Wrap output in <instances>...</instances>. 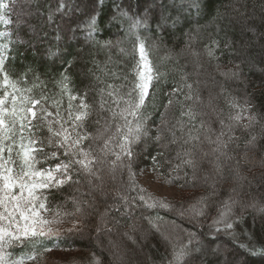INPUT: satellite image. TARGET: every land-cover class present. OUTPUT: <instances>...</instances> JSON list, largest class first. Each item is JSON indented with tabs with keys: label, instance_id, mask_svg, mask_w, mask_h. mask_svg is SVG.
<instances>
[{
	"label": "snow or ice",
	"instance_id": "obj_1",
	"mask_svg": "<svg viewBox=\"0 0 264 264\" xmlns=\"http://www.w3.org/2000/svg\"><path fill=\"white\" fill-rule=\"evenodd\" d=\"M14 3L15 0L0 2V22L11 23V20L5 18L4 13H10ZM83 3L84 0H81V3L65 4L64 0H60L56 9L49 10L47 22L50 26H54V39L60 40V25L55 22L56 14L60 13L62 19L70 17L67 20V32L71 34L72 39L79 40L82 33L86 44L97 51L110 52L121 41L118 40L114 44L109 39H98L102 31L101 12L105 0H87L86 11L83 13L87 18L82 20L74 13L80 11ZM183 3H187V9L179 6ZM137 8L138 10H134L132 0H127L126 6L116 4L109 20L110 24L116 23L120 26L126 39L134 40L133 49L138 53L133 68L134 78L129 83L127 76H121L115 69H109L107 63L101 69L93 61L98 71L110 75L114 81H121L119 84L105 82L97 72L91 69L87 71L86 75H90L93 81L90 87L94 88L97 96L95 109L85 102L86 91L82 96L72 92L66 68L61 70L58 79L52 78L53 87L59 89L61 97L67 96V106L63 111H61V100L54 99L51 104L48 103L47 92H42L38 99L28 95L31 88L22 86L27 83L25 78L28 73H32L33 87L40 81V77L31 66H26L22 73L14 76L10 63L13 53L9 51V45L13 43L12 34L0 32V39L7 41L0 44V264H27L28 261H36L37 257H42L44 253L51 251L48 241L53 238L58 240L65 234H82L87 227L85 221L93 215L99 216L97 233L102 231L111 233L112 228L109 227L111 221L119 224V218L126 217L131 220L137 208L171 210L172 205L148 194L136 182L137 173L133 170V166L139 155L137 146L143 143L146 148L149 139L155 142L158 149L155 154L149 156L152 161V171L158 178L164 176L161 163L157 159L164 157V163L170 165L165 181L173 184L182 181L179 184L181 188L191 182L186 169H191L194 181L197 171L205 164L210 165L215 173L211 185L212 194H215L216 183L227 180L225 175L227 161H235L230 171L240 179H246L240 176L241 161L250 163L254 157L259 156L261 164L264 165V144L259 143L258 135L249 131L260 122L259 113L252 111L255 107L252 100L246 96L241 104L236 97L227 92L225 85L221 84V93L225 95L226 103L234 110V114L229 113L227 118H221L222 110L214 107L213 97L210 95L207 106L217 112L220 127L218 131L210 124L206 127L203 119H199L197 123L198 118L204 115L197 108L204 103L200 97L201 81L190 82L188 73L182 72L180 77L182 84L175 87L173 93H182L183 100L190 103H182L180 118L175 123H170L167 109L174 99L173 93H170L164 106L165 111L160 113V122L155 126V135H151L152 128L148 125L150 113L147 109L154 104V94L166 74L152 62L150 50L156 48L158 43L163 44L165 35L171 33L172 29L182 24L194 23L184 13L187 11L190 15L191 10L195 9L196 15L199 16L201 0H143L142 6L138 5ZM142 30L155 34L151 48L146 45L149 37L142 36ZM180 30L184 31L183 28ZM199 32L198 24L195 31L188 28L184 32L187 37L185 46L195 59L197 68L200 67L201 54L192 48V44ZM31 46L29 42V47ZM223 47L233 53L238 52L227 40H224ZM219 50H221V41L214 37L210 38L205 45V54L210 60L218 61ZM120 51L124 52L125 49L121 47ZM45 52L53 61L65 59L59 44L51 45ZM238 54L241 56V63L236 64L234 69L220 71L221 66L216 65L219 75L225 81L243 82L245 79L241 67L244 63L243 53L240 51ZM170 59H172L171 52L162 58L163 61ZM6 62H9L7 67ZM109 62H111L110 56ZM66 63L70 66L69 61ZM260 63L264 64V58ZM261 80L264 83V74ZM96 85L103 86L96 87ZM40 86L43 89L46 84ZM150 90L153 93L151 99H149ZM77 100L79 103L73 104V101ZM37 105L40 106L39 109L36 108ZM50 108H54L55 111L49 110ZM93 116L95 118L90 120ZM245 119L247 123H243ZM90 124L95 125L94 132L88 130ZM44 128L47 129L48 135L41 137L37 133ZM238 130L249 133L239 159L233 154L239 148L240 137L236 135ZM205 143L209 145L207 151L204 150ZM45 148H50L51 151H45ZM173 150L175 156L171 158L166 156V153ZM49 160H56L57 163L42 168L37 167ZM125 174L127 180L124 179ZM204 179L207 181L208 177L205 176ZM65 185H71L75 191H80L82 186L88 189L87 193L81 192L79 197H72L71 212L63 211L62 205L53 204L48 199L53 191H59ZM86 195L90 199H84ZM208 200L209 197H201L187 208L181 205L180 217L198 222L199 217L208 214L206 212L209 206ZM221 203L222 206L217 208V215L212 218L210 225L209 251L211 253L228 251L221 246L223 242L212 247V243L216 241V234L223 233L236 248L246 249L252 255L264 252V247L257 248L255 243L243 244L239 240L241 233L235 231L234 225L241 222L243 217H234L233 209L240 201L234 196H229ZM101 206H103L102 212L99 211ZM247 206L241 205L242 208ZM251 206L255 207V204ZM48 212H52L53 215L51 217L45 215ZM112 213H116L117 216H112ZM64 217L73 218V227L62 233L54 225L66 222ZM144 219L148 221L151 230L163 235L160 225L156 223L163 220V217L157 214L155 217L145 216ZM130 227L132 231L123 235L132 245L139 247L140 242L134 235L137 231L135 223ZM242 235L250 241L253 239L247 230ZM141 237L143 240L148 238L145 232H141ZM194 237L195 234L190 232L189 240L182 245H176L165 237L171 247L170 258L165 257L167 264H203L205 253L201 252L198 239L195 246H192ZM17 247L22 249L19 254L10 251ZM68 264H77V262L70 261ZM91 264H100L95 254L92 256ZM227 264H242V262L233 257L227 259Z\"/></svg>",
	"mask_w": 264,
	"mask_h": 264
},
{
	"label": "trees",
	"instance_id": "obj_2",
	"mask_svg": "<svg viewBox=\"0 0 264 264\" xmlns=\"http://www.w3.org/2000/svg\"><path fill=\"white\" fill-rule=\"evenodd\" d=\"M64 2L65 4H76L81 3V0H64ZM126 3L127 0H105V6L101 12L103 18L102 31L98 39H109L114 44L118 40L121 41L118 46L113 47L109 52L107 50L97 51L91 45L86 44L82 33L79 40L72 39L71 34L67 32V20L70 17L62 19L60 13L55 16L56 24L60 25V40L54 39L55 29L54 26L48 24L47 16L50 9L54 10L58 7L60 0H15L12 5L13 10L10 13H4L5 18L11 20V23L0 22V32H10L12 34L13 43L9 45V51L13 53L10 63L14 76L17 73H22L26 66H31L40 77V81L33 87L32 73H28L25 78L27 83L22 85L31 88V92L27 94L38 99L42 92H47L48 103L51 104L54 99L61 100V111H63V108L67 106V96L61 97L59 89L53 87L52 78L56 77L58 79L61 70L66 68L70 77L69 87L72 92L82 96L86 91L87 98L85 102L95 109L97 96L94 88L90 87L93 81L90 75H86L87 71L91 69L97 72V75H100L105 82L119 84L121 81H114L110 75H104L98 71L93 61L101 69L107 63L109 69H115L121 76H127L130 83L134 78L133 68L138 59V53L133 49L134 40L126 39L119 25L109 23L115 5L126 6ZM142 3L143 0H132L134 10H138L137 6H142ZM86 5L87 0H84L80 11L74 13V15L82 20L86 19L87 17L83 15L86 11ZM179 6L187 9V3ZM184 14L188 15L189 20L194 23L182 24L180 27L172 29L171 33L165 35L163 44L158 43L156 48H151L155 34L141 31L142 36L149 37L146 40V45L151 48L150 59L166 74L162 78V83L156 89L154 104L147 109L150 113L148 125L152 128L151 135H155V126L160 122V113L165 111L164 106L167 104L169 94L173 93L175 87L182 84L180 77L184 72L189 74L190 82L201 81L200 97L204 103L198 105L197 108L204 115L198 118L197 123L199 119H203L206 122V127L210 124L213 129L219 130L220 125L217 115L214 112L212 113V109L207 106L210 89L214 92V95H212L214 107L217 110H222L220 112L221 118H227L229 113L234 114V110L229 108L226 103L225 95L221 93L220 85L224 84L227 92L236 97L241 104H243L246 96L252 100L255 105L252 111L259 113L260 122L249 131L258 135L260 137L259 143L264 144V128H262V125H264V83L261 80V76L264 74V64L260 63L261 59L264 58V0H201L199 16L196 15L195 9L191 10L190 15L187 11ZM197 24L200 26V32L196 35L192 48L201 54L199 68H197L195 59L185 46L187 37L184 35L188 28L195 31ZM180 28H183L184 31H181ZM77 31L79 32V29ZM213 37L221 41V50L217 52L218 61L210 60L205 54V45ZM224 40L232 44L238 52L242 51L243 53L244 63L241 64L245 78L243 82L225 81L216 69V65L219 64L221 66L220 71L226 72L229 69H234L236 64L241 63V56L238 52L233 53L230 49L223 47ZM20 41L22 43H19ZM6 42L4 39H0V44ZM29 42H31V47H29ZM53 44L60 45L65 59L53 61L48 58L45 50ZM121 47L125 49L124 52L120 51ZM169 52L172 53V59L163 61L162 58ZM109 56L111 62H109ZM66 61L70 62V66ZM8 63L6 62V67ZM41 84H46V87L42 89ZM100 86L103 85H96V87ZM152 95L153 93L150 90L149 99L152 98ZM173 95V103L167 109V117L170 123H175L180 118L182 103H190L183 100V94L180 92L173 93ZM76 103H79V100L73 101V104ZM39 107V105L36 106L37 109ZM49 110L55 111L54 108ZM94 118L93 116L90 120ZM243 123H247V120L245 119ZM88 130L94 132L95 125L90 124ZM37 134L46 137L48 135L47 129L44 128ZM236 135L240 137L239 148L233 154L239 159L242 156L245 141L249 138V133L238 130ZM141 149L144 150L141 151ZM208 149L209 145L205 143L204 150L207 151ZM157 150V145L151 139L148 140L146 148L143 143L138 145L139 155L133 170L137 173V184L143 187L148 194L157 199L165 200L172 205L171 210L165 208L153 210L137 208L131 220L126 217L119 218V224L111 221L109 223V227L112 228L111 233L107 231L97 233L96 227L99 216L93 215L88 221H85L87 227L82 234H65L58 240L53 238L48 241L51 251L44 253L42 257H37L36 261H28L27 264H68L70 261H76L77 264H91L93 254L99 258L100 264H112L110 261L112 256L116 259L115 264H167L165 257L170 258L171 247L166 242L165 237H168L176 245H182L189 240L190 232L195 234L192 246H195L198 239L201 244V252L205 253L203 264H227V259L233 257L236 259L242 258V264H264V252H257V254L252 255L246 249L236 248L223 233L216 234V241L212 243V247H216L217 243L223 242L221 246L227 248L228 251L211 253L208 248L212 218L217 215V208L222 206L221 202L227 200L229 196H234L240 201L233 209L234 217H243L241 222L234 225L235 231L241 233L239 236L240 242L243 244L255 243L257 248L264 247V179H262L264 177V165L261 164L260 157H254L250 163L241 161L240 176L246 177V179H240L230 171L235 165V161H227L225 167L227 180H220L216 183L215 194H212L211 175H215V173L208 170V164L203 165L197 171L194 181L192 180L191 169H186L191 182L181 188L179 184L182 181L174 184L165 181L170 165L164 163V157H157L161 163V171L164 172V176L158 178L156 173L152 171V161L149 158ZM45 151H51V149L45 148ZM166 156L169 158L175 156V151L166 153ZM55 163H57L56 160H49L42 162L37 167L42 168ZM146 169L150 170L155 181L169 187H177L181 191L179 197H159L144 186L140 181V177ZM204 173L208 177L207 181L204 179ZM124 179L127 180L126 174ZM233 189H235V192H233ZM81 192L87 193V187L82 186L80 191H75L71 185H65L59 191H53L48 199L53 204L62 205L63 211L71 212L73 211L72 197H79ZM201 197H209V206L206 209L208 214L199 217L198 222L187 217L182 219L179 214L180 206L183 205L187 208L189 204H195ZM84 199H90V197L86 195ZM253 204H255V207L251 206ZM241 205L248 206L242 208ZM99 211H103V206L100 207ZM157 214L163 217V220L156 221L160 225L163 235L151 230L148 221L144 219L145 216L155 217ZM45 215L51 217L53 213L48 212ZM111 215L117 216L116 213ZM64 219L66 222L54 225L62 233L73 227L72 217H64ZM133 223L137 227L134 235L140 242L139 247L132 245L123 235L125 232L132 231L130 225ZM245 230L253 237L251 241L242 235ZM141 232L147 234V240L142 239ZM233 249H235V252H233ZM10 251L19 254L22 249L17 247Z\"/></svg>",
	"mask_w": 264,
	"mask_h": 264
},
{
	"label": "rangeland",
	"instance_id": "obj_3",
	"mask_svg": "<svg viewBox=\"0 0 264 264\" xmlns=\"http://www.w3.org/2000/svg\"><path fill=\"white\" fill-rule=\"evenodd\" d=\"M0 2H7V0H0ZM214 95V92L212 89H210L209 92V96ZM209 99V98H208ZM209 109V108H208ZM214 111H212L213 113ZM215 115H217V112H214ZM208 170L209 171H213L211 166H208ZM205 176V173H204ZM212 177H214V175H211ZM140 181L141 183L146 186L147 188H149L152 192H154L155 194H157L159 197H163V198H178L181 191L177 188V187H169L166 186L164 184H161L157 181L154 180V177L152 175V173L150 172L149 169H146L142 172L141 177H140ZM213 182V181H212ZM239 261H242V258H237ZM110 261L112 264H115L116 259L115 257H111Z\"/></svg>",
	"mask_w": 264,
	"mask_h": 264
}]
</instances>
